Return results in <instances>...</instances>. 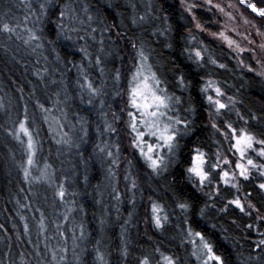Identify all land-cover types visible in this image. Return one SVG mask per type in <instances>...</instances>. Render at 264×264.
<instances>
[{
  "label": "trees",
  "instance_id": "16d2710c",
  "mask_svg": "<svg viewBox=\"0 0 264 264\" xmlns=\"http://www.w3.org/2000/svg\"><path fill=\"white\" fill-rule=\"evenodd\" d=\"M44 2L0 0V24L16 27L24 38L25 29L41 37L25 45L16 35L0 32V264H139L145 257L149 264H158L164 256L172 257L176 264H195L189 227L201 231L226 264H264L260 180L253 175L249 181H240L239 191L220 185L217 193L211 185L201 192L185 174L195 147L210 160L215 159L217 149L228 150L223 136L209 123L210 109L200 94V84L211 79L225 92L224 99L231 96L235 101L215 120L219 127L223 128L225 121L236 128L242 124L261 139L264 80L239 67L226 50L205 38L200 40L208 49L206 59L211 55L217 64L206 63L202 68L193 64L184 48L194 47L197 41L188 43L191 19L177 0H51L47 14L40 16ZM65 6L61 31L59 10ZM196 15L202 24L207 23L202 11ZM36 43L41 46L35 47ZM141 47L163 86L182 97L176 114L193 121L189 135L180 141L177 162L157 175L136 161L120 167V136L104 130L106 121L114 126L123 120L125 75ZM81 48L87 50L86 59ZM97 57L102 61L99 66ZM77 66L100 89L101 95L92 98L91 104L79 88ZM117 70L119 80L115 78ZM179 74L191 82L183 92L176 85ZM188 104L196 108L195 113L182 110ZM25 108L35 140L34 163L27 180L23 171L27 167V137L21 133V143L10 134L24 119ZM113 113L118 120L113 119ZM97 145H107L106 152L113 156L101 153ZM45 169L43 178L41 170ZM123 170L128 181L122 180ZM61 185L63 199L56 195ZM234 196L245 203L248 215L232 206L220 210ZM147 200L164 209L167 220L160 229L143 216ZM180 201L193 208L182 211L177 206ZM249 202L255 210L247 208Z\"/></svg>",
  "mask_w": 264,
  "mask_h": 264
},
{
  "label": "snow or ice",
  "instance_id": "6c2138e0",
  "mask_svg": "<svg viewBox=\"0 0 264 264\" xmlns=\"http://www.w3.org/2000/svg\"><path fill=\"white\" fill-rule=\"evenodd\" d=\"M51 0H45L44 3L40 4V16L47 14V8ZM239 4L244 6L246 9L250 10L256 17L264 20V6H258L257 3L252 2V0H238ZM179 4L183 9L184 13H187L191 17V23L195 25V28L200 31H206L204 25L197 18L195 9L202 7L201 4L195 2V0H179ZM204 5L209 8H217L219 11L223 12L224 9L218 4H214L213 0H204ZM231 6V5H230ZM67 6L59 10V16L61 23L59 25L60 30L64 31L65 25L63 23L66 16ZM231 18V17H229ZM92 17L88 16V20L91 21ZM141 20L144 17H140ZM39 22V17L38 21ZM83 23V21H80ZM165 22H167V17H165ZM135 23V21H134ZM245 23L249 21L245 20ZM76 31L75 28L71 29ZM168 29L165 28V31ZM95 31V29H93ZM0 32L8 33L11 35H16L18 39H23L25 45H29L32 42H37L41 39L38 32L32 29H25L26 37L24 38L17 33L16 27L11 26L8 23L0 24ZM190 44L193 40H196V36L192 33V29H188ZM258 35H264L259 30ZM163 35V32L161 33ZM210 35L213 38L224 39L229 47H232L235 43L233 40L229 39L224 35V32H211ZM71 39V37H68ZM247 39V37H245ZM249 43H252L249 41ZM39 43H36L35 47H40ZM136 48V45H132ZM170 46V45H169ZM261 50H264V43L259 45ZM239 49V46L237 45ZM80 51L84 53V58H87V50L81 48ZM184 51L188 53V59L195 64L198 68L204 67L206 63H211L213 65L217 64V61L212 58L211 55H207L208 49L204 46L203 41L199 42L198 47H185ZM239 51H244V49H239ZM255 57V52H253ZM243 64V60L239 61ZM260 63L261 61H257ZM96 65L99 66L102 61L99 57L96 58ZM220 68H224L225 65H217ZM78 71H80V78H78L79 88L81 93H87L89 99L88 103H92V98L101 95L100 89L96 87L93 82L89 79L88 75L84 73L80 66H77ZM249 72L253 71L252 67H248ZM103 72V69H100ZM131 71L130 78L128 80V86L125 90L124 95L127 99L124 101L125 107L123 111L127 115V120L124 121V126L126 133L130 136V145L133 151L138 154L140 159L147 165L153 173H159L168 167V164L177 162V157L180 151V141L182 137L189 135L191 131V124L193 121L189 116L181 117L176 114L178 111L177 106L182 104V97L176 95L174 92L170 93L169 89L164 85V81L160 78L157 71L153 70L152 64L149 62V56L145 53L143 47L137 49L136 58L134 60V67ZM257 75L264 76V71L257 72ZM117 80L120 79L119 71L115 77ZM203 81V76H201ZM176 85L179 87L181 92L191 87V82L186 81L183 74L176 76ZM200 94L204 97V100L209 105V118L212 119L214 116L223 115L224 111L230 110L234 106L233 97H227V102L223 99L225 92L216 85L211 79L199 86ZM214 93L215 95H213ZM119 95V93H117ZM83 99V96L81 97ZM45 112L49 111L44 108L43 105H39ZM184 112L192 114L195 113L196 108L192 104L186 105L183 109ZM27 109L25 108L24 119L18 122L16 130L11 135H14L17 140H20L21 133L27 137V167H24V176L27 180L30 172L29 167L33 165V156L35 155V140L27 121ZM114 120H118L119 117L115 113L112 114ZM47 119V117H46ZM243 119V117H241ZM211 127L223 136L224 140L228 142L229 149L234 156L235 160H232L227 154H225L220 149L215 152V159L210 160L208 155L202 151L199 147H195L190 155V160L185 168V174L188 178V182L191 183L193 188L198 191L203 192L208 186L215 185L213 191L219 193L220 185L222 184L225 188L235 189L239 191L240 181H249L253 178V172L259 174L260 177H264V162H257L255 159L248 155L249 151L255 152L256 155L264 161V138L257 139L245 128H236L232 123L225 121L223 128L219 127L217 123L213 120ZM106 132L116 133L117 129L112 125L105 122ZM81 131L84 136H87V129L81 127ZM84 137H81L83 140ZM24 143L23 140H20ZM64 143H69L68 140H64ZM255 145H260L259 148ZM101 153L106 152L107 145L101 147L96 146ZM106 155L112 157L113 153L107 151ZM113 164L116 163L115 160L112 161ZM111 171V170H109ZM41 176H47V171L41 170ZM87 179V177H85ZM127 179V177H126ZM132 186L135 187V182L133 181ZM261 192H264V182H260L257 185ZM56 195L63 199L65 197V190L63 185L57 191ZM209 195L210 193H205ZM118 198V195H117ZM177 206L184 212H188L192 205L187 202L180 201ZM232 206L238 209L239 212L248 215L249 212L246 211L245 203L241 201L239 196H234L231 199H227L224 206L220 209L221 211H227L228 208ZM248 209H254V206L249 202L247 203ZM164 211L162 206L153 203L151 205L152 221L157 228L162 227L163 223L167 220V216H162L161 213ZM201 216L204 214V209H199ZM260 219L261 217H257ZM67 219V217H65ZM251 227V225H249ZM41 230L44 229L43 221L40 224ZM28 231V226L25 224V232ZM189 236H195L199 239V243L195 244L193 255L197 258L200 264H226L224 258L217 254L214 250V246L209 239L201 231H193L191 227L188 229ZM261 245H264V240L260 241ZM164 264H175V260L172 257L164 256ZM139 264H149L147 257L140 260Z\"/></svg>",
  "mask_w": 264,
  "mask_h": 264
},
{
  "label": "rangeland",
  "instance_id": "374dc122",
  "mask_svg": "<svg viewBox=\"0 0 264 264\" xmlns=\"http://www.w3.org/2000/svg\"><path fill=\"white\" fill-rule=\"evenodd\" d=\"M179 3V0H177ZM196 3L201 4L202 7L195 9V13L200 10L203 12L204 15H206V24H203L206 31L200 32L195 28V25L192 24V33L196 36V40H193L191 44H195V41H197V44H195L194 47L199 46L200 39L205 38L209 39L211 43H214L215 45L222 47L224 50L227 51L231 55L233 59H235L236 63H238L239 67L244 69L245 71L249 72L247 68L250 66L253 68V71L251 73L256 74L257 72L264 71V50H261L259 45L264 43V35H258L257 31L259 30L261 33H264V21L258 22L256 19V16L250 12V10L246 9L244 6L240 5L238 0H213L214 4L220 5L224 9L223 12L219 11L217 8H209L207 5H204V0H195ZM252 2L257 3L258 6H264V0H252ZM180 5V4H179ZM231 5V6H230ZM187 14V13H186ZM189 17V16H188ZM231 17V18H229ZM191 19V17H190ZM245 20L249 21V23H245ZM224 32V35L228 37L229 39L233 40L235 43L232 47H229L227 42L222 38H213L210 33L211 32ZM247 37V39H245ZM251 41L252 43H249ZM237 45L239 46V49H244V51H239L237 48ZM253 52H255V57L253 56ZM243 60V64H241L239 61ZM261 61L258 63L257 61ZM134 67V65L128 69V74L125 75L126 83H125V90L128 86V80L131 75V71ZM261 77L264 80V76L257 75ZM206 82V81H205ZM125 93V91H124ZM215 95L214 93H212ZM204 98V97H203ZM127 99V97L123 94L122 97V111L125 107L124 101ZM224 99V98H223ZM227 102V99H224ZM206 102V101H205ZM207 104V103H206ZM208 105V104H207ZM209 106V105H208ZM208 119L209 123L211 124L213 120L215 121L219 116H214L212 119L209 118L208 113ZM127 115L123 111V120L114 125V127L117 129V132L121 139V153L118 156V159L122 160L120 161V167L121 165L126 166L128 162L136 161V163H141L142 166L148 169L151 174L157 175V173H153L151 169L147 167V165L140 159L138 154H136L131 145H130V136L126 133L124 121L127 120ZM243 127L242 124L238 125V129ZM244 128V127H243ZM54 130L57 131V128H54ZM122 134V136H121ZM226 145L229 149V144L226 142ZM255 147L259 148L260 145H255ZM227 154L232 160L236 159V156H234L230 151L227 150V152H224ZM248 155L255 159L257 162H264L261 161V159L256 155L255 152L249 151ZM165 170V169H164ZM164 170L160 171L164 172ZM125 171V172H124ZM124 174L121 176L122 180L128 181L129 175H127V171L123 170ZM121 173V168H120ZM158 173V174H159ZM253 175L260 180V182H264V177H260L258 173L253 172ZM45 177V176H44ZM43 177V178H44ZM127 177V179H126ZM42 180V177L39 178ZM222 185V184H221ZM223 186V185H222ZM224 187V186H223ZM235 190V189H234ZM264 194V192H263ZM151 203L147 200L144 202V218H146V221H149V223L155 228L160 229L155 226V224L152 221V212H151ZM162 216H164L163 212L161 213ZM164 225V223H163ZM162 225V226H163ZM194 242L195 244L199 243V239L195 236L191 237V253H193L194 249ZM193 255V254H192ZM193 260L195 261V264H200V262L197 260V258L193 255ZM193 261V262H194ZM158 264H164V260L162 259L161 262ZM176 264V262H175Z\"/></svg>",
  "mask_w": 264,
  "mask_h": 264
}]
</instances>
